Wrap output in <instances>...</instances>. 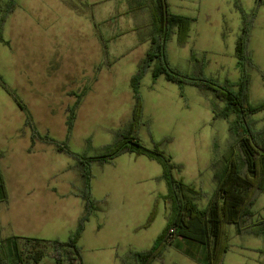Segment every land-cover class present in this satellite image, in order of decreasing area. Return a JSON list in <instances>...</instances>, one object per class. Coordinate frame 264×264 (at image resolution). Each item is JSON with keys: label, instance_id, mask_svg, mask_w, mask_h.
Returning <instances> with one entry per match:
<instances>
[{"label": "rangeland", "instance_id": "obj_1", "mask_svg": "<svg viewBox=\"0 0 264 264\" xmlns=\"http://www.w3.org/2000/svg\"><path fill=\"white\" fill-rule=\"evenodd\" d=\"M9 1L15 8L6 13ZM137 2L0 0V17H5L0 41V80L23 107L20 109L0 86V170L7 190V201L0 204V240L17 236V231L35 236L31 238L66 242L75 232L83 202L65 194L68 183L76 188L82 186L76 162L58 153L53 145L32 140V133L65 143L72 153L88 157L101 154L105 146L114 142L115 132L126 124L121 107L130 91V79L145 57L140 58L143 46H139L144 32L132 31L139 5L142 20H150L145 29L149 32L150 28V35L152 31L154 0ZM165 2L170 14L194 20L182 42L174 28L165 43L169 66L184 75L201 71L205 78L220 84H235L239 79L235 43L243 21L249 25L247 49L254 65L247 70L249 102L253 106L262 103L264 0ZM134 4L137 8H132ZM103 17L109 18L101 22ZM87 78L90 82L98 78L100 85L81 107L87 93ZM171 89L178 91L177 97L184 101L186 110L178 111L171 102ZM139 96L142 107L145 105L144 117L153 123L154 132L162 125L170 131L172 142L162 150L174 165L181 167L172 171V177L205 193L207 198L198 202L199 208L205 207L216 186L213 174L220 171L222 157L232 141L227 121L213 120L210 115L211 104L223 108L225 103L216 101L209 92L189 86L180 88L163 76L153 80L151 69L140 81ZM77 99L80 102L72 134L67 139L68 110ZM234 118L230 115L229 121ZM252 120L256 122L255 131H264V111L252 116ZM140 129L141 126L136 136L150 148L147 135ZM240 157L235 145V161ZM159 185L139 182L121 205L120 199H114L116 203L110 200L116 221H107L101 237L91 241L95 234L85 224L78 242L82 264H131V252L151 248L169 217L168 208L159 197L160 191L164 193L168 188ZM51 188H55L56 194ZM252 213L253 220L264 218V191L257 196ZM224 231L230 247L222 264H264V239L238 236L231 225L224 227ZM37 250L49 252L34 263L32 257ZM20 251L24 264H54L48 247L33 248L21 243ZM189 252L196 255L189 244L173 233L168 234L160 254L148 264H197Z\"/></svg>", "mask_w": 264, "mask_h": 264}, {"label": "trees", "instance_id": "obj_2", "mask_svg": "<svg viewBox=\"0 0 264 264\" xmlns=\"http://www.w3.org/2000/svg\"><path fill=\"white\" fill-rule=\"evenodd\" d=\"M257 2L259 3L260 0ZM14 8V3L9 1L6 13H11ZM4 18V16L0 17V41H2ZM193 22L191 18L170 14L166 9L165 0H154L150 47L140 62L137 72L130 79L133 98L130 122L115 132L114 142L105 146L101 154L92 157L77 155L72 153L65 143L59 144L48 137H41L36 132L32 133V140L53 145L58 153L75 160L82 186L72 187V194L82 200L83 211L75 232L66 242L15 236L0 240V264H24L20 251L21 243L33 248L48 247L54 264H82L78 242L84 226L93 214L103 211L105 206V201L98 202L91 197L92 166L109 164L123 154L144 156L156 161L162 167L161 179L168 186V194L163 198L169 214L167 224L149 250L130 253L131 264H148L157 258L168 240L169 230L173 231V236L189 244L190 249L196 252V255L189 253L190 258L197 264H222V259L230 247L224 231V227L228 225L234 227L238 236L252 235L264 239V218L253 220L252 213L257 196L264 191V131H255L256 122L252 120V116L264 111V101L257 106L249 102L247 70L254 68L247 49L250 27L243 21L241 34L235 43L238 81L235 84L227 81L220 84L213 79L205 78L201 71L191 76L181 74L172 69L166 60L165 43L170 31L176 28L179 41L182 42ZM150 69L153 80L163 76L166 81L180 88L194 87L211 93L216 101L225 103L223 108L211 104V113L213 120L227 121L232 141L222 157L220 171L214 172L215 190L203 208H199L198 202L207 198L206 194L172 177V171H179L181 167L174 165L171 157L162 150L171 139L167 137L160 141L152 140V147L147 148L136 136L135 132L144 124L142 101L139 96L140 81L144 73ZM261 78L264 80V74H261ZM0 86L12 97L18 107L23 109L17 97L1 80ZM79 102L80 100L77 99L74 106L68 110L67 139L72 134ZM230 115L235 117L232 121H229ZM27 124L29 125L28 122ZM235 145L241 155L238 161L234 159ZM6 201V184L0 170V204ZM47 253L37 250L32 257L33 262L38 263Z\"/></svg>", "mask_w": 264, "mask_h": 264}, {"label": "crops", "instance_id": "obj_3", "mask_svg": "<svg viewBox=\"0 0 264 264\" xmlns=\"http://www.w3.org/2000/svg\"><path fill=\"white\" fill-rule=\"evenodd\" d=\"M139 2V0H138ZM137 2V3H138ZM136 4H134V6L132 8H137ZM139 9V13L138 11L136 13H134V23L133 24V28L132 31L135 32H139L142 31L144 32V38L142 40H140V44L139 46H143V50L140 54V58H142L143 56H145L146 52L149 50L150 47V28H149V32L146 31L145 27H147V22L149 19H147L146 21L142 20V15H140V5L138 6ZM127 13V11L125 12ZM180 16V15H179ZM110 17V16H109ZM108 17V18H109ZM107 18V17H106ZM103 17L102 21H107V19ZM150 22V20H149ZM150 27V25H149ZM145 32L148 33V35H145ZM111 37H114L112 35H110ZM142 49V48H141ZM89 81V82H88ZM155 83V82H154ZM84 84L88 86L87 88V93L83 99L82 105L85 102L86 98L88 97V95H90L94 88L97 87L98 85H100L99 83V79L96 78L93 82H90V79L87 78V80H84ZM129 87H130V82H129ZM150 91H153L152 88L149 87ZM172 95L171 97V102H173L177 108L178 111H184L186 110V105L184 103V101L181 99V97H177L178 91H175L174 89L170 90ZM131 92V93H130ZM176 94V96H175ZM125 103L123 104V106L121 107L122 110V117H125L126 119V124L128 125V123L130 122L131 119V113H132V107H133V98H132V91H131V87H130V91L129 93H127V96L125 98ZM144 103H143V107H142V112H143V118L142 121L144 122L143 125H141V129L143 131V133H145L148 137V147H151V143L152 140L153 141H160L164 138H169V134L170 131H167L165 128V125L161 126V129H155L154 132V127H153V123L150 122L147 117H144ZM210 115H212V113H210ZM125 124V126H126ZM148 125V126H147ZM121 127H123L124 125H120ZM172 142V141H171ZM171 142L165 144V146H167L168 144H170ZM96 166V167H94ZM96 168V170L98 171V174H95L94 169ZM92 175H93V179L91 181V197L93 200L95 201H105L106 208L103 209V211L101 212H97L95 214H93L89 220L86 222V224H88V228L91 232H93L95 235L91 236V241H93V239H97L99 237L102 236V233L106 227L107 221L108 223H112L114 224L116 221V213L112 212L111 210V206L109 204V201L111 200L114 201V199H120V205L123 202L122 199L123 198H129L131 196V194L133 193V191L137 188V184L139 182H148L150 184L153 183H158L160 184L159 187H163L168 188L167 184L165 181H163L161 179V175H162V167L160 166V164H158L156 161L154 160H150L144 156H135L133 154H123L120 155L119 157L115 158L114 160H112L109 164H104V165H93L92 166ZM214 177V174H213ZM214 179V178H213ZM69 185V189L66 192V196L70 197V198H74L75 200L80 199L78 197H75L72 193V185L71 183H68ZM80 187V186H79ZM50 191L54 194H56L55 192V188H51ZM166 193H168V189H166V192H161L160 191V195L159 197H161L162 199L167 195ZM113 199V200H112ZM108 203V204H107ZM114 203H116V201H114ZM81 205H83L81 203ZM117 205V204H115ZM113 205V206H115ZM109 212H111L109 214ZM110 220V221H109ZM14 234L17 235L15 237H35V236H29V235H25V233L22 232H17L14 231ZM12 237V236H11ZM50 237H54V236H50ZM51 239V238H50ZM152 247V246H151Z\"/></svg>", "mask_w": 264, "mask_h": 264}, {"label": "built area", "instance_id": "obj_4", "mask_svg": "<svg viewBox=\"0 0 264 264\" xmlns=\"http://www.w3.org/2000/svg\"><path fill=\"white\" fill-rule=\"evenodd\" d=\"M172 233H173V231H172V230H169L168 234L170 235V234H172Z\"/></svg>", "mask_w": 264, "mask_h": 264}]
</instances>
